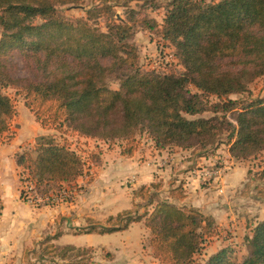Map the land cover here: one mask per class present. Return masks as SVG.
<instances>
[{"label":"trees","instance_id":"16d2710c","mask_svg":"<svg viewBox=\"0 0 264 264\" xmlns=\"http://www.w3.org/2000/svg\"><path fill=\"white\" fill-rule=\"evenodd\" d=\"M80 1L0 0V137L16 112L14 97L7 93L13 87L42 127L64 136L61 141L55 134L39 136L34 149L16 154L40 194L61 190L85 173L86 161L69 135L110 143L120 139L122 153L132 156L140 146L138 131L147 132L157 148L184 147L193 140L207 148L228 123L233 126L227 136L232 156L241 159L264 149V97L242 106L232 99L207 100L211 94L244 92L249 80L264 73V0H170L158 40L175 45L186 68L179 75L159 74L157 65L141 68L139 50L131 42L135 20L110 22L103 31L88 18L61 16L56 7ZM139 20L144 26L157 25ZM16 53L30 64L32 76L15 74ZM153 60L159 61L150 58L147 64ZM113 71L120 73L118 88L107 84ZM208 110L224 116H187ZM227 111H237L235 125ZM131 213L118 214L127 215L122 227L145 216L151 249L162 264H195L206 237L218 232L212 216L168 201H159L144 216ZM120 228L93 226L87 231ZM246 243L242 261L225 247L203 264H264V219Z\"/></svg>","mask_w":264,"mask_h":264},{"label":"crops","instance_id":"0c3cea01","mask_svg":"<svg viewBox=\"0 0 264 264\" xmlns=\"http://www.w3.org/2000/svg\"><path fill=\"white\" fill-rule=\"evenodd\" d=\"M44 131L46 129L41 134L46 133ZM19 140L17 143L15 140L10 144L0 143V264H30L35 251L50 242L71 249L102 251L103 254L98 255L100 261L89 264H145L137 262L140 256L149 257L151 264H158L160 261L151 249V232L145 225L144 215L150 213L159 201L195 208L214 218L218 232L215 236L206 237L202 244L205 247L198 254L200 257H207L208 251L210 254L217 252L223 242L237 240L242 230L251 235L257 221L264 219L256 217L249 222V227L248 215L240 217L238 213L242 206L240 199L245 196L236 191L246 183L249 169L243 161L232 156L230 144L222 152L233 158V165L222 182L217 183L202 182L200 178L191 176L192 168L207 164L208 153L195 159L187 148H157L152 141V146L146 148L144 143L140 144L137 151L129 156L122 153L120 145L111 146L100 140L107 146L100 152V161L86 163L85 173L72 184L64 185L72 189L80 187L71 202L32 207L20 196L22 167L16 161V154L24 143ZM221 186L223 193L219 192ZM180 191L182 197L178 195ZM126 211L144 217L122 227L127 215L118 218V214ZM247 211H253L252 215L257 213L255 207H249ZM93 226L121 228L108 232L87 231ZM133 229H137L135 237ZM95 233H107V236L121 234L123 239L115 244L106 240L100 243L95 241ZM82 234H86L85 242ZM62 262L87 264L83 260L73 262L67 258Z\"/></svg>","mask_w":264,"mask_h":264},{"label":"rangeland","instance_id":"374dc122","mask_svg":"<svg viewBox=\"0 0 264 264\" xmlns=\"http://www.w3.org/2000/svg\"><path fill=\"white\" fill-rule=\"evenodd\" d=\"M209 3L217 2L219 0H205ZM170 0H81L78 4H56L57 10L59 14L67 19H76L79 17H85L89 19L90 24L97 26L99 29L106 31L107 25L113 21H119L120 19H124L125 21L130 20V22L136 21L135 23V33L131 38V42L134 43L139 50V63L143 70L147 71L151 69L149 66H146L147 62L150 58L153 59H161L164 61L168 60V63L165 66V69H159V74H180L184 72L186 68L182 64V61L179 57L176 56V47L175 45L168 41L165 45H162L163 40H158V37L161 35L159 33L160 27L164 22L167 6ZM104 6H106L104 8ZM88 10H91L92 13H87ZM142 18L151 19L157 22L156 26H144L141 23ZM152 24V23H151ZM151 27V28H150ZM1 30V29H0ZM1 36V31H0ZM171 50V52L175 53L176 59L170 60L168 57V53H165L166 49ZM15 74L17 76H32L30 71V64L27 63L24 58L19 53L15 54ZM32 64V63H31ZM158 64V61L155 63ZM119 72L113 71L108 74L107 84H109L112 88L119 87ZM36 77V76H35ZM190 88L193 92L197 91V89L190 85ZM7 93L15 100L16 112H14V116L10 120L9 130L4 133L0 137V143H12V141H22L24 145H21L22 150L26 149H34L36 141L39 136L42 135H56L58 140H62L64 136H60V133L56 132L53 129H46L41 126L40 122L37 121L35 115L31 112V110L26 107L24 103V97L22 94H16V89L10 88L7 90ZM264 97V73L262 75H258L247 82V89L241 93H233L226 94L221 97L217 95L211 94L207 96V100L210 103H219L224 102L226 100L232 99L240 101L239 105L242 106L245 102L256 98ZM237 111H227L226 117L232 122L234 125L236 124L235 116ZM219 116L222 119L224 116V112L215 113L213 110L205 111L201 114H197L195 116L187 115L189 118H195L199 116L204 117H212ZM228 123L224 124L222 129H219L218 135L215 136V140L209 143L206 149L202 148L196 140L191 141L189 144H186L184 148L189 149L192 154V158H198L200 154L208 153L213 155L219 150L220 152L226 151L228 147V137L233 130V126H228ZM46 129V133H42L43 130ZM19 138V139H18ZM72 147L75 148L85 159L87 164L92 162H98L101 158L100 152L103 151V148L107 146L104 145L105 142L100 141L101 139L89 137H80L78 135H69L67 137ZM137 139L140 141V144L144 143V146L150 147L153 144V139L147 132H137ZM26 140V141H24ZM100 141V142H99ZM123 140H116L114 143L106 142L107 144H123ZM103 145V147H102ZM173 150H177L176 145H168ZM223 153V152H222ZM194 156V157H193ZM196 156V157H195ZM233 159V158H232ZM243 161L245 165L248 166L249 172L247 176V181L244 185L236 191L237 194H241L244 199H240L241 201V212H238L240 217L245 215L248 219V226L250 227L249 222L251 220H256V217H264V149L257 151L256 153L249 155L247 157H241L240 159ZM194 162H197L196 160ZM194 164V163H193ZM244 165V166H245ZM23 171V169H22ZM21 171V174H22ZM21 178V176H20ZM24 187V183L21 182L20 179V189ZM72 197L69 198L68 201H61L59 203L71 202L76 196V191L80 189V187H76L74 189L69 188ZM72 189V190H71ZM78 193V192H77ZM24 200V198H22ZM32 205V207H40L44 204L36 205L27 202ZM57 204V203H56ZM51 204L50 206L56 205ZM246 207V208H245ZM249 207H255L256 214H253V211H247ZM245 208L246 211L243 210ZM2 209V203L0 202V210ZM247 214H246V213ZM1 213V212H0ZM237 217V218H240ZM214 219V218H213ZM258 223V221H257ZM256 223V224H257ZM256 226V225H255ZM254 226V227H255ZM253 227V228H254ZM248 228V227H247ZM252 228V229H253ZM138 229V227H137ZM133 229L132 234L136 235V230ZM247 232V231H246ZM83 242L87 240L86 234H82ZM95 241H99L100 243H104L106 241H111L112 243H119L122 241L123 237L121 234H115L111 236H107V233L94 234ZM103 235V236H102ZM238 236V235H237ZM246 236H249L242 230L240 237L235 241H231L229 243H221L220 248L230 247L232 248V256L238 260L242 261L243 258L248 254V248L246 243ZM207 240V239H206ZM204 240V241H206ZM226 244V246H223ZM223 246V247H222ZM205 247V246H204ZM201 247V248H204ZM220 250V249H218ZM202 251V250H201ZM213 251V250H212ZM216 252V251H215ZM214 253V252H213ZM212 253V254H213ZM102 255V251H98L97 249L92 248H84V249H75L71 247H62L56 246L54 243H47L44 246H40L36 251L33 259L30 260V264H67L63 263L62 260L66 259L69 261L77 262L78 260H83L87 264L98 263L100 260L98 259V255ZM203 254V253H201ZM209 251L207 252V257H200L197 254L195 264H203L205 260L211 255H209ZM80 257V258H78ZM144 258V256L137 257L138 263L151 264V260L148 258H144V260H140ZM158 264H162L159 262Z\"/></svg>","mask_w":264,"mask_h":264},{"label":"built area","instance_id":"2783aa9c","mask_svg":"<svg viewBox=\"0 0 264 264\" xmlns=\"http://www.w3.org/2000/svg\"><path fill=\"white\" fill-rule=\"evenodd\" d=\"M167 52H169L168 57L171 61L176 59L175 54L171 52V50H169L168 48L166 49L165 53ZM167 62L168 60L163 61L159 59L158 64H155L156 61L153 60L151 64H146V65L149 66L150 68L157 65L158 67L165 69ZM232 165H233V160L227 157L224 153L219 151L214 153L207 159V164H203V165L199 164L194 168H192L191 176H196L200 178L202 182L214 181L217 183H221L225 173L227 172L228 169L232 167ZM21 182L24 183V187L20 189L22 198H24L26 202H29L34 206L40 204H44L47 206L56 203L59 204V202L61 201H68L69 198L72 197L71 194L74 193L73 191L70 192L69 188L64 187L61 190L52 191L49 194L42 195L38 192V189L34 181L29 178L26 172H22ZM223 189H224L223 186H221L219 192L223 193L224 191Z\"/></svg>","mask_w":264,"mask_h":264}]
</instances>
